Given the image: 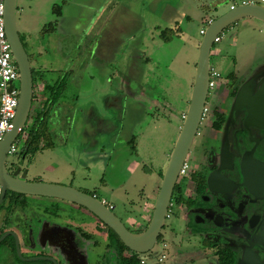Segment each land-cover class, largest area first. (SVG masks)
I'll return each mask as SVG.
<instances>
[{
    "label": "rangeland",
    "instance_id": "obj_1",
    "mask_svg": "<svg viewBox=\"0 0 264 264\" xmlns=\"http://www.w3.org/2000/svg\"><path fill=\"white\" fill-rule=\"evenodd\" d=\"M243 1L264 5L262 0H18V29L33 69L53 61L57 68L83 66L96 31L106 47L114 42L117 59L110 66L117 69L113 81L91 64L83 79L68 81L60 96L63 110L58 124L53 123L57 148L37 154L34 160L26 158L32 159L25 165L31 166L28 180L95 193L115 206V214L127 226L131 212L137 215L143 207L144 216L138 221L148 220L144 217H149L151 205L144 203L156 196L181 131V114L189 106L204 38L201 30L207 29L209 18L216 19ZM59 6L64 19L55 11ZM59 20L63 31H58ZM177 25L181 31L164 42L160 30ZM221 37L211 64L222 76L235 72L248 80L257 74L264 65V23L246 18L226 28ZM54 45L58 50L52 49ZM39 50L44 51L38 54ZM134 62L142 79L128 91L127 75ZM47 71L46 80H56ZM136 92L141 100L133 98ZM69 114L74 115L72 125ZM23 145L20 141L17 154L8 157L10 170L12 164L24 161Z\"/></svg>",
    "mask_w": 264,
    "mask_h": 264
},
{
    "label": "flooded vegetation",
    "instance_id": "obj_2",
    "mask_svg": "<svg viewBox=\"0 0 264 264\" xmlns=\"http://www.w3.org/2000/svg\"><path fill=\"white\" fill-rule=\"evenodd\" d=\"M236 6L232 4L230 9ZM213 20L209 18L208 22ZM175 32L177 35L180 31ZM32 71L37 74L33 106L40 110L47 100L43 94L46 87L40 85L44 76L36 68ZM213 71L220 78L213 88L208 84L201 120L176 179L163 226L149 251L140 253L127 247L83 206L46 197H35L41 199L34 202L25 195L7 193L0 206V237L8 231L16 232L24 258L54 260H21L12 236L2 241L0 254L5 256L8 246L19 264H264V112L236 105V95L249 79L235 72L223 77L210 60L209 81ZM259 74L264 78V65L254 76ZM69 75L67 72L65 77ZM186 115L181 114L183 124ZM25 162L30 163L12 164L10 173L17 166L27 169L23 168ZM165 171L156 196L144 203L151 205L149 217H144L149 219L138 221L144 216V207L137 215L131 212L128 226L120 219L132 233H142L149 227ZM87 194L98 198L95 193ZM99 200L115 214L112 203ZM110 230L116 239H112ZM22 247L27 248L26 253ZM92 256L97 259L90 260Z\"/></svg>",
    "mask_w": 264,
    "mask_h": 264
},
{
    "label": "water",
    "instance_id": "obj_3",
    "mask_svg": "<svg viewBox=\"0 0 264 264\" xmlns=\"http://www.w3.org/2000/svg\"><path fill=\"white\" fill-rule=\"evenodd\" d=\"M17 1L18 0H3L2 2L6 36L11 45L13 60L17 64L19 70V101L11 128L0 141V206L4 202L7 193L21 194L28 197L54 198L73 202L85 207L98 217L112 229L130 249L140 253L149 251L153 247L163 226L176 179L189 152L203 114L208 95L211 54L214 50V45L217 43L215 40L226 28L240 20L253 18L264 23V5L255 3L240 4L209 23L200 47L196 77L187 115L164 173L151 223L146 231L142 233H132L125 227L120 219L102 203V201L93 195L84 193L72 186L28 180V170L22 169L21 166H17L13 173L9 171L7 166L8 153L11 146L18 140L21 131L26 126L32 111L34 93L32 65L18 29ZM260 77V74L253 76L242 85L238 91L235 102L240 108H246L249 111L254 109L264 112V78ZM258 79H261V81L258 82ZM12 88L13 86H10L9 91H11ZM261 126L264 128L263 124ZM8 236H12L15 239L17 256L21 260L26 262L50 260L53 262L54 259L47 257L24 258L21 253V241L16 232L8 231L3 234L0 237V244ZM1 255L2 253L0 257Z\"/></svg>",
    "mask_w": 264,
    "mask_h": 264
},
{
    "label": "crops",
    "instance_id": "obj_4",
    "mask_svg": "<svg viewBox=\"0 0 264 264\" xmlns=\"http://www.w3.org/2000/svg\"><path fill=\"white\" fill-rule=\"evenodd\" d=\"M216 5V3L214 4ZM205 8V6L203 7ZM63 17L64 19V14H62L61 18ZM60 18V19H61ZM189 18V16H187V19ZM60 25V28L58 29V31L61 29V31H63V22H61V20H59V23ZM176 24H179L178 22ZM168 28H172L176 31L175 28H178L179 31H181V28L177 25L175 26V28L172 26V27H168ZM97 32V31H96ZM96 32H93V35H96L93 36L92 38H94L93 40V43L91 44L92 46L89 47V52H88V55H87V60L85 61L84 65L82 67H76V68H73V66H69V65H60L59 68L56 67V63L55 61H53L51 64H49L48 66L44 65V66H40V67H35L37 70L39 71H42L43 72V76H44V80L41 82V86H52V85H55L56 83H58L61 79H63L65 77V75H67V72L70 73L69 75V78L67 80V83L69 80H71L72 78L73 79H76V80H81L85 77L86 73L88 74V69H89V65L91 64L93 66V69H96L98 68L99 70L101 69V73L104 74V77L108 78V80H111L112 77H113V74L116 73L117 69L115 68H110L111 64L116 60L115 59V56H116V52H114V48H113V45H114V42L112 43V46L110 47H106V43H102V41L98 40V35L95 34ZM60 33V32H59ZM56 49L58 50L57 47H55V45L52 47V49ZM65 46H64V50H65ZM44 50H39L38 51V54H41ZM60 51V49H59ZM57 52L58 51H55L54 52V55L57 56ZM64 56V55H63ZM54 59V58H53ZM139 59L141 60V57H139ZM55 60V59H54ZM89 60V62H88ZM138 63L137 62H134V64L129 68V74L127 75L128 76V79H129V84H128V88L127 90H131V86L133 87L135 84L133 83H137L140 79H142V77H140V67H138ZM141 66V65H140ZM49 69V71L51 72V74H53L55 77H56V80L54 79H50V81L46 80V77H45V74L46 72H48L47 70ZM90 78H92V75H89ZM42 86V87H43ZM121 86V84H120ZM41 90V89H40ZM43 94H44V99L46 100L47 97H48V93L46 92V88L45 90H43ZM136 94L138 95V93L136 92L135 95H133V98H136V99H140L141 100V96L138 97L136 96ZM145 94V93H144ZM42 95V94H41ZM144 96V95H142ZM149 99V98H148ZM40 102H43L44 104V100H41L39 99V103ZM61 102V99L58 100V102L51 108L50 110V118H49V122H50V127H51V131H52V134L53 136L55 137V133H56V129H55V126L57 125H54L53 123H57L58 124V115L59 113L63 110V107H62V104L63 103H60ZM39 105V104H38ZM42 108V107H41ZM67 120H68V125H72L73 121H74V115L72 114H69L67 116ZM60 129V127H59ZM62 134V133H61ZM54 139V138H53ZM56 144V143H55ZM56 145L54 148L52 149H56ZM51 149V150H52ZM47 150H50V149H47ZM47 150H41L39 151L38 153H36L34 156H32L33 160L35 158V156L37 154H40L44 151H47ZM27 158V157H26ZM26 158H24V161H27ZM31 159V161H32ZM30 161V162H31ZM31 163L27 162V165H30ZM26 165V162L25 164L23 165V168H27L28 170V174L27 176L30 174V167L31 166H25ZM54 168V167H53ZM36 177L40 178L39 177V174H36L35 175ZM28 197V196H27ZM9 247L7 246V248L5 249L6 251V255H1L0 257V264H6V260L8 259L10 261L11 264H19L14 258H13V255L11 254V252L9 251ZM22 251L24 253L27 252V248L26 247H22ZM4 257V258H3ZM4 259L2 262H1V259ZM9 264V263H8Z\"/></svg>",
    "mask_w": 264,
    "mask_h": 264
},
{
    "label": "built area",
    "instance_id": "obj_5",
    "mask_svg": "<svg viewBox=\"0 0 264 264\" xmlns=\"http://www.w3.org/2000/svg\"><path fill=\"white\" fill-rule=\"evenodd\" d=\"M2 2L3 0H0V141L3 139L5 133L11 128L19 101V70L17 64L13 60L11 45L6 36L3 21ZM262 2H264V0H262ZM253 3L255 2H243V4ZM208 23L211 22L209 21ZM204 33L205 30H201V34L204 35ZM220 39V37L216 38L215 42H220ZM219 78L220 74L216 71H213L209 81V87L213 88ZM10 86H13L11 91H9ZM19 142L20 141L17 140L15 143H13L9 150L8 156H13L18 152Z\"/></svg>",
    "mask_w": 264,
    "mask_h": 264
},
{
    "label": "trees",
    "instance_id": "obj_6",
    "mask_svg": "<svg viewBox=\"0 0 264 264\" xmlns=\"http://www.w3.org/2000/svg\"><path fill=\"white\" fill-rule=\"evenodd\" d=\"M61 6L56 7L55 11L57 16L62 15ZM56 16V22L58 17ZM176 35V32L172 28H166L161 30L160 38L164 42H170L171 39ZM24 47V39L21 36ZM34 81L36 80L37 74L33 71ZM67 77L61 79L58 83L52 86L46 87V92L49 94L45 105L40 110L31 111L29 119L26 123L25 128L21 131L18 140L24 141V145L20 150V154L25 158L28 156H34L41 150L52 149L55 147V142L53 139V134L50 127L49 116L51 108L58 102L62 93L65 92L67 87ZM25 137L24 139H22ZM22 139V140H21ZM111 237L117 238V236L111 231Z\"/></svg>",
    "mask_w": 264,
    "mask_h": 264
}]
</instances>
